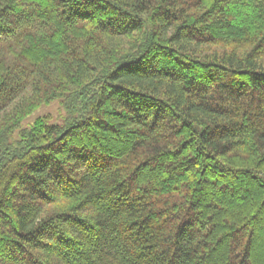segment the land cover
Segmentation results:
<instances>
[{"label":"trees","instance_id":"16d2710c","mask_svg":"<svg viewBox=\"0 0 264 264\" xmlns=\"http://www.w3.org/2000/svg\"><path fill=\"white\" fill-rule=\"evenodd\" d=\"M0 264H264V0H0Z\"/></svg>","mask_w":264,"mask_h":264},{"label":"rangeland","instance_id":"374dc122","mask_svg":"<svg viewBox=\"0 0 264 264\" xmlns=\"http://www.w3.org/2000/svg\"><path fill=\"white\" fill-rule=\"evenodd\" d=\"M69 105V100L65 97H60L49 103H44L25 118L22 127H29L37 118L42 116H47L50 124L65 125Z\"/></svg>","mask_w":264,"mask_h":264}]
</instances>
